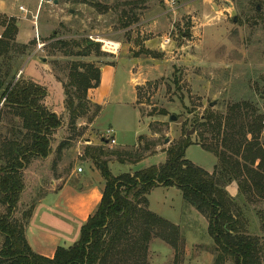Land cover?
I'll return each mask as SVG.
<instances>
[{
    "label": "rangeland",
    "instance_id": "1",
    "mask_svg": "<svg viewBox=\"0 0 264 264\" xmlns=\"http://www.w3.org/2000/svg\"><path fill=\"white\" fill-rule=\"evenodd\" d=\"M39 1L4 0L16 9V15H21L18 7L23 5L29 11L27 19L37 23L34 26L33 21H25L20 40L16 38L17 53H11V61L0 60L3 74L10 72L7 84L17 77L18 82H31L23 70L32 57L36 67L44 68L50 78L61 84L64 97L73 63L93 65L100 72L104 66H117L105 72L109 95L89 136L100 140L112 129L116 145L111 147L117 151L136 148L138 154H143L146 145L157 142L158 146L148 152L155 149V154L147 158L146 153V159L137 165L114 164L116 161L109 158L114 164H108L113 176L165 164V151L185 138L193 143L186 159L213 174L222 162L210 151L217 150L221 156L232 154L230 148L244 140L247 120L254 115L264 117V0H44L40 9ZM31 13L37 19H32ZM14 19L19 23L22 18ZM90 38L116 42L121 48L112 55ZM61 41L68 44L67 49L53 47ZM86 41L96 47L86 49ZM24 45L29 49L22 54L20 48ZM70 50L82 51L83 55L69 54ZM88 105L90 115L85 121L96 118L98 108L101 110L90 101ZM2 106L0 165L7 159L10 141L26 140L21 120ZM209 115L221 117L224 134L220 137L208 127ZM171 117L175 120L170 121ZM63 119L66 129L52 142L71 145L82 140L84 133L70 124L68 111ZM206 122L209 131L204 130ZM224 136L231 138L225 142ZM252 141L253 137L247 135L245 145ZM258 141H264V131ZM56 155L47 165V161L39 159L35 172L24 178L25 188L13 220L27 223L28 214L46 195L53 176H65L72 165L79 179L88 176L87 164L82 161L59 169ZM79 168L83 174L77 171ZM79 179H73V183H79ZM226 189L243 212L247 234L260 240L264 257V200L246 198L237 182ZM150 195V211L178 226L180 238L176 252L159 237H153L148 249L149 264H175L176 256L178 264H214L219 250L208 233V218L187 205L176 188L159 187ZM40 210L42 214L35 223L38 227L50 219L44 206ZM8 214L0 195V218ZM4 243L0 235V249ZM224 264L233 263L227 259Z\"/></svg>",
    "mask_w": 264,
    "mask_h": 264
},
{
    "label": "trees",
    "instance_id": "2",
    "mask_svg": "<svg viewBox=\"0 0 264 264\" xmlns=\"http://www.w3.org/2000/svg\"><path fill=\"white\" fill-rule=\"evenodd\" d=\"M17 24L16 19L0 15V29L3 30L0 60L13 59L11 53L16 50L19 33ZM84 46L88 50L96 47L88 41ZM53 47L67 49L68 44L61 41ZM20 49L23 54L29 47L24 45ZM67 52L78 57L83 55L82 51ZM9 73L8 70L3 74L0 67V104L5 100L2 108L10 109L21 120L23 139L26 140L10 141L8 160H3L0 165V195L9 213L0 218V235L5 239L0 249V264H149L148 249L153 237H159L178 252L179 227L149 209L148 196L159 187L178 189L187 205L208 218V233L219 250L214 264H224L227 259L233 264H264L260 240L247 234L243 212L226 189L232 182H237L246 198L264 200V141H258L264 131V117L260 115L247 120L244 140L230 148L232 154L221 156L217 150L210 151L222 162L221 168L213 174L186 159V152L193 145L189 138L181 139L165 151V164L120 176L110 173L108 162L101 160L103 156L112 157L122 165H137L146 159L143 156L152 147L157 148L158 143L146 145L143 154H138L136 148L107 150L105 145L87 152L86 156L104 167L101 174L105 186L99 207L82 227L80 239L73 246L58 248L53 259L35 254L25 235L34 207L26 224L13 220L12 216L25 188L24 168L31 160L46 159L52 154V135L62 126L63 120L42 105L47 96L44 88L32 82L15 83L14 78L7 84ZM100 83L99 69L83 63L72 64L69 83L64 87L65 108L72 126L90 112L88 92L98 88ZM99 112L98 108L96 115ZM206 120L209 125L206 122L204 130L209 131L208 125L217 137L224 134L221 117L209 115ZM247 135L254 141L245 145ZM229 138L224 136L223 141L227 142ZM63 147L62 144L58 151L61 152ZM155 152L154 149L146 157ZM175 264H178L177 256Z\"/></svg>",
    "mask_w": 264,
    "mask_h": 264
},
{
    "label": "crops",
    "instance_id": "3",
    "mask_svg": "<svg viewBox=\"0 0 264 264\" xmlns=\"http://www.w3.org/2000/svg\"><path fill=\"white\" fill-rule=\"evenodd\" d=\"M43 2L44 0H40L37 8L40 9ZM6 9H9V12L6 11ZM16 13V9L8 6L4 0H0V14L5 15L8 18H22L21 22L17 25L19 28L18 40H20L22 32L24 31L23 23L25 21L28 22L33 20H28L27 15L21 13L20 11L19 13H21V15H16ZM31 15L32 19H37L35 14L31 13ZM33 25L35 26L37 23L33 21ZM116 67H102L100 86L96 89L89 90L88 92V100L97 106H100L101 110L93 120H84L86 116L90 115V112L78 119L82 120L81 122L77 120L75 128H78L77 131L81 130L84 133L82 140H78L76 143L74 142L71 145H67L66 143L63 144L65 147H63L61 152L58 150L62 144L58 145L57 142H52V156L50 155L46 159H41L45 162L47 161V165L57 152L55 162L58 163L57 165L59 169L63 168L67 163L82 161V163L87 164L89 173L88 176L83 177V179H79L80 177H78L72 166L71 170H69L65 176H53L46 195H44L34 206L25 235L32 251L41 257L53 259L58 248H69L77 243L80 239L82 227L87 223L89 217L93 215L102 201L104 181L101 174V164L97 160L94 161L91 157L86 156V153L91 152L94 148H101L102 145H105V147L110 150H115L111 147L112 145L108 144V142H102L104 138L95 140L89 136V132H91L96 121L100 118L104 109V104L106 103L109 95L105 87V72L111 69L115 70ZM23 72L27 76L26 78L28 80L46 90L47 96L43 101L44 107L50 113L62 119V116H65L66 114V108L64 104V90L61 84H58L53 80V78H50V76L45 73L44 68L36 67V62H34L33 57L27 60ZM18 80L19 78L17 77L15 83H17ZM114 80L115 79L113 78L111 83L112 85ZM65 129L66 125L63 122L62 126L54 131L52 139L56 140L55 138L57 134L64 132ZM68 141L71 142L70 140ZM117 145H119L118 142ZM76 153L77 156H75ZM109 158L113 159L112 157L103 156L101 160H105L109 164ZM38 161L39 159L37 158L35 160L33 159L24 168V178H27L28 175H32L33 172H35L33 169ZM110 164L113 166L114 164H117V162ZM79 173L83 174L84 170ZM73 179H79L80 181L79 183L74 184ZM49 197H51V199L47 200ZM148 200H151V195L148 197ZM41 206H44L47 214L50 215V219L47 224L38 227L35 223L38 220V215L42 214V211L40 210Z\"/></svg>",
    "mask_w": 264,
    "mask_h": 264
},
{
    "label": "built area",
    "instance_id": "4",
    "mask_svg": "<svg viewBox=\"0 0 264 264\" xmlns=\"http://www.w3.org/2000/svg\"><path fill=\"white\" fill-rule=\"evenodd\" d=\"M20 0H13V2L15 3H19ZM19 11L25 15H27L29 13V11L23 6V5H19L18 7ZM2 38V36L0 35V39ZM91 41L95 42L96 44H102V50L106 53L112 54V55H117L118 51L120 50L121 46L120 44L116 43V42H111V41H107L101 38H90ZM5 102V100L2 101L1 105H3V103ZM107 137L104 138L106 141H108L109 145H116V140L114 138V131L112 129L107 131ZM78 172H82V169L79 168Z\"/></svg>",
    "mask_w": 264,
    "mask_h": 264
},
{
    "label": "water",
    "instance_id": "5",
    "mask_svg": "<svg viewBox=\"0 0 264 264\" xmlns=\"http://www.w3.org/2000/svg\"><path fill=\"white\" fill-rule=\"evenodd\" d=\"M256 7H257V10L259 11V10H260V7H259L258 5H257ZM17 25H18V24H17ZM90 45H92V43H90ZM174 120H175L174 117H171V118H170V121H174ZM102 142H108V141H106V140L104 139ZM100 168H101V169L104 168L102 164L100 165Z\"/></svg>",
    "mask_w": 264,
    "mask_h": 264
}]
</instances>
